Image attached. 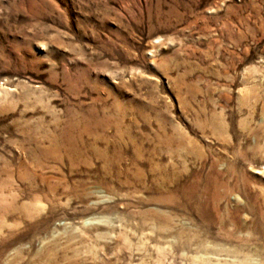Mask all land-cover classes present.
I'll return each instance as SVG.
<instances>
[{
	"label": "rangeland",
	"instance_id": "374dc122",
	"mask_svg": "<svg viewBox=\"0 0 264 264\" xmlns=\"http://www.w3.org/2000/svg\"><path fill=\"white\" fill-rule=\"evenodd\" d=\"M0 264H264V0H0Z\"/></svg>",
	"mask_w": 264,
	"mask_h": 264
}]
</instances>
